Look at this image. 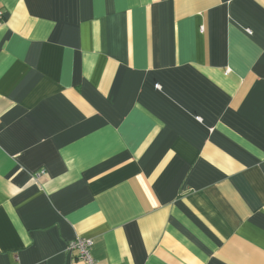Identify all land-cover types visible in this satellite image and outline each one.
Returning <instances> with one entry per match:
<instances>
[{
    "label": "crops",
    "instance_id": "1",
    "mask_svg": "<svg viewBox=\"0 0 264 264\" xmlns=\"http://www.w3.org/2000/svg\"><path fill=\"white\" fill-rule=\"evenodd\" d=\"M0 9V264H264V0Z\"/></svg>",
    "mask_w": 264,
    "mask_h": 264
},
{
    "label": "built area",
    "instance_id": "2",
    "mask_svg": "<svg viewBox=\"0 0 264 264\" xmlns=\"http://www.w3.org/2000/svg\"><path fill=\"white\" fill-rule=\"evenodd\" d=\"M4 18V10L0 9V21ZM92 239L86 236H76L68 243V249L77 251L81 264H97L91 255Z\"/></svg>",
    "mask_w": 264,
    "mask_h": 264
}]
</instances>
